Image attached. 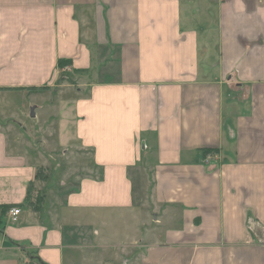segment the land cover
<instances>
[{"label": "crops", "instance_id": "obj_1", "mask_svg": "<svg viewBox=\"0 0 264 264\" xmlns=\"http://www.w3.org/2000/svg\"><path fill=\"white\" fill-rule=\"evenodd\" d=\"M0 206V264H264V0H0Z\"/></svg>", "mask_w": 264, "mask_h": 264}, {"label": "rangeland", "instance_id": "obj_2", "mask_svg": "<svg viewBox=\"0 0 264 264\" xmlns=\"http://www.w3.org/2000/svg\"><path fill=\"white\" fill-rule=\"evenodd\" d=\"M67 75H65V73L62 75V77H65ZM16 94H12V95H9V96H6L5 99H6V103H7V107L5 108L7 112H10L11 110L12 111H19V113H21L22 115V112L24 111V109H27L30 101L27 99V98H23V97H15ZM27 112V111H26ZM29 201H28V204L29 205H34L35 202L32 201V196L30 197L29 196ZM116 222H114V225L117 224V219H115ZM132 223V224H131ZM122 225L126 228L127 226L129 227H133V219L131 218H124L122 220ZM110 258L108 261H106L108 264H116V263H119L118 260H116L115 258L112 259L111 256L110 257H107V259Z\"/></svg>", "mask_w": 264, "mask_h": 264}, {"label": "trees", "instance_id": "obj_3", "mask_svg": "<svg viewBox=\"0 0 264 264\" xmlns=\"http://www.w3.org/2000/svg\"><path fill=\"white\" fill-rule=\"evenodd\" d=\"M71 64V60H67V59H60L59 61H58V67L60 68V69H64V68H66L67 66H69ZM204 154L205 155H207L208 153H211V152H213V150H204ZM29 196H28V198H27V203H28V201H29ZM12 207L11 206H0V209H2V211L4 212V211H7V210H9V209H11Z\"/></svg>", "mask_w": 264, "mask_h": 264}, {"label": "built area", "instance_id": "obj_4", "mask_svg": "<svg viewBox=\"0 0 264 264\" xmlns=\"http://www.w3.org/2000/svg\"><path fill=\"white\" fill-rule=\"evenodd\" d=\"M20 210L19 209H12L10 210L9 214L11 215L12 219L15 221L17 220V216L20 214Z\"/></svg>", "mask_w": 264, "mask_h": 264}, {"label": "water", "instance_id": "obj_5", "mask_svg": "<svg viewBox=\"0 0 264 264\" xmlns=\"http://www.w3.org/2000/svg\"><path fill=\"white\" fill-rule=\"evenodd\" d=\"M35 116V114H34V112L32 111V117H34Z\"/></svg>", "mask_w": 264, "mask_h": 264}]
</instances>
